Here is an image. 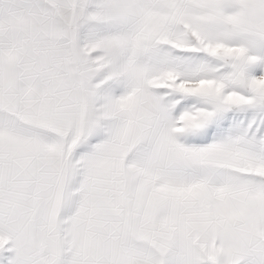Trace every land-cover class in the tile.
<instances>
[{
    "label": "snow or ice",
    "instance_id": "1",
    "mask_svg": "<svg viewBox=\"0 0 264 264\" xmlns=\"http://www.w3.org/2000/svg\"><path fill=\"white\" fill-rule=\"evenodd\" d=\"M0 264H264V0H0Z\"/></svg>",
    "mask_w": 264,
    "mask_h": 264
}]
</instances>
